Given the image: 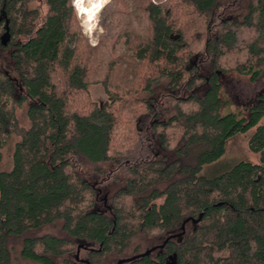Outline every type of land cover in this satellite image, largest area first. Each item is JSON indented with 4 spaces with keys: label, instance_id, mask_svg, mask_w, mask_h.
Returning <instances> with one entry per match:
<instances>
[{
    "label": "trees",
    "instance_id": "16d2710c",
    "mask_svg": "<svg viewBox=\"0 0 264 264\" xmlns=\"http://www.w3.org/2000/svg\"><path fill=\"white\" fill-rule=\"evenodd\" d=\"M116 4L120 30L138 26L125 6L145 24L93 70L105 42L86 43L71 0H0V264L14 242L33 264H101L139 235L154 244L122 264H264V100L220 113V76L264 62V0ZM250 130L258 163L201 173Z\"/></svg>",
    "mask_w": 264,
    "mask_h": 264
},
{
    "label": "rangeland",
    "instance_id": "374dc122",
    "mask_svg": "<svg viewBox=\"0 0 264 264\" xmlns=\"http://www.w3.org/2000/svg\"><path fill=\"white\" fill-rule=\"evenodd\" d=\"M139 2V6L146 4L147 2L152 3H164L166 0H136ZM117 0H107L104 4V7L99 12L96 20V25L93 31L90 34H87L85 31V27L83 26L82 19L79 16V13L75 6V0H71V6L75 12L76 21L78 24V28L85 38L86 43L91 47H96L97 44L104 41L106 48L104 45H101V48L97 49L96 59L90 65V67L94 69H104L101 63L106 61V53L110 52L113 57H118L119 60H122V57L131 56V52H126V45L124 42L125 32L128 34H133L136 28H141L144 26L145 16L143 14H139L138 8H133L129 6H125L121 8L122 11L126 13H130L131 17H137V27L131 30H120L119 24L120 20H123L124 23L128 22L129 16L123 17L122 19L117 16L118 6L116 4ZM126 3V2H125ZM127 4V3H126ZM34 6L36 3L33 2ZM40 11V16L44 14V7H38ZM134 21V20H133ZM122 34V35H120ZM137 34L145 35L144 30H140ZM120 35V36H117ZM127 35V34H126ZM134 37V36H132ZM135 38V37H134ZM142 38V37H141ZM140 39V37H139ZM130 47V46H129ZM131 51V50H130ZM133 52V51H132ZM118 61V63L120 62ZM108 64V62H107ZM114 66V64H112ZM116 66L113 67L115 70ZM136 68V67H133ZM113 72H119L116 70ZM254 70L257 72V76L254 81L250 79L249 76H239L235 73H228L220 76L221 83V91L220 96L222 100V106L220 109L221 115H225L228 113L235 114L237 118H242L248 115L251 106L256 103L258 100H264V62L261 63L258 67H255ZM123 71L119 72L117 75L122 74ZM99 79H103V77H99ZM88 95L89 99L96 105H101L107 102V96L105 95L103 88L99 84H93L88 87ZM122 95V93H121ZM145 97V95L143 96ZM120 104V103H119ZM77 106V104L75 105ZM74 106V107H75ZM118 108V106H115ZM24 110L19 112V121L21 125L27 126V120L25 115L23 114ZM252 130L239 134L228 140L225 148L224 155L216 162L206 165L202 169V174L205 176H213L220 173H223L230 168L234 164L239 161H248L251 163H258V157L248 150V140L252 134ZM13 141L9 142L5 147L2 148L3 154V162L1 164L2 168H8L11 162V152L13 149ZM113 142L118 146L119 139L117 137L113 138ZM154 243L150 240L148 241L143 236H135L131 239L129 247L125 250L123 255L115 256V255H107L101 264H120L119 261H124L125 258H129L135 255V250L138 249L140 252L145 251L150 248ZM11 252L10 264H33L32 262L23 260L20 258V244L19 242H14L10 246ZM85 252H79V258L85 259ZM61 264V263H59ZM122 264V263H121Z\"/></svg>",
    "mask_w": 264,
    "mask_h": 264
},
{
    "label": "bare ground",
    "instance_id": "6f19581e",
    "mask_svg": "<svg viewBox=\"0 0 264 264\" xmlns=\"http://www.w3.org/2000/svg\"><path fill=\"white\" fill-rule=\"evenodd\" d=\"M106 2L105 0H75L76 9L87 34L95 28L97 16Z\"/></svg>",
    "mask_w": 264,
    "mask_h": 264
},
{
    "label": "water",
    "instance_id": "95a60500",
    "mask_svg": "<svg viewBox=\"0 0 264 264\" xmlns=\"http://www.w3.org/2000/svg\"><path fill=\"white\" fill-rule=\"evenodd\" d=\"M201 217V216H200ZM124 261L122 260V261H119V263L121 264V263H123Z\"/></svg>",
    "mask_w": 264,
    "mask_h": 264
},
{
    "label": "clouds",
    "instance_id": "9594fccd",
    "mask_svg": "<svg viewBox=\"0 0 264 264\" xmlns=\"http://www.w3.org/2000/svg\"><path fill=\"white\" fill-rule=\"evenodd\" d=\"M105 2H106V0H105Z\"/></svg>",
    "mask_w": 264,
    "mask_h": 264
}]
</instances>
